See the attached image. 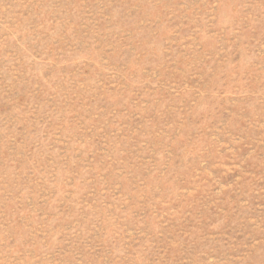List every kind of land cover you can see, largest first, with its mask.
Masks as SVG:
<instances>
[{
    "label": "rangeland",
    "instance_id": "obj_1",
    "mask_svg": "<svg viewBox=\"0 0 264 264\" xmlns=\"http://www.w3.org/2000/svg\"><path fill=\"white\" fill-rule=\"evenodd\" d=\"M0 264H264V0H0Z\"/></svg>",
    "mask_w": 264,
    "mask_h": 264
}]
</instances>
